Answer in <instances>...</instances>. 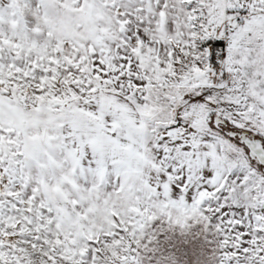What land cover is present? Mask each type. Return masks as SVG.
<instances>
[{
    "label": "snow or ice",
    "instance_id": "1",
    "mask_svg": "<svg viewBox=\"0 0 264 264\" xmlns=\"http://www.w3.org/2000/svg\"><path fill=\"white\" fill-rule=\"evenodd\" d=\"M0 264H264V0H0Z\"/></svg>",
    "mask_w": 264,
    "mask_h": 264
},
{
    "label": "rangeland",
    "instance_id": "2",
    "mask_svg": "<svg viewBox=\"0 0 264 264\" xmlns=\"http://www.w3.org/2000/svg\"><path fill=\"white\" fill-rule=\"evenodd\" d=\"M185 250H187V249H185Z\"/></svg>",
    "mask_w": 264,
    "mask_h": 264
}]
</instances>
